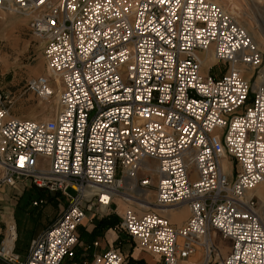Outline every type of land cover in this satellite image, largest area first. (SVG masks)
<instances>
[{
	"label": "built area",
	"instance_id": "obj_1",
	"mask_svg": "<svg viewBox=\"0 0 264 264\" xmlns=\"http://www.w3.org/2000/svg\"><path fill=\"white\" fill-rule=\"evenodd\" d=\"M0 8L28 17L44 42L50 77L30 79L27 90L47 101L58 88L46 121L10 116L0 94V188L28 181L67 201L26 254L17 252V223L0 219V264H64L86 211L104 214L115 199L127 204L115 230L158 264L198 252L200 264H264V208L246 196L264 184L263 55L233 15L211 0H0ZM151 190L157 209H188L181 227L151 211L141 196ZM214 234L230 243L226 255ZM90 264L127 260L109 248Z\"/></svg>",
	"mask_w": 264,
	"mask_h": 264
},
{
	"label": "rangeland",
	"instance_id": "obj_2",
	"mask_svg": "<svg viewBox=\"0 0 264 264\" xmlns=\"http://www.w3.org/2000/svg\"><path fill=\"white\" fill-rule=\"evenodd\" d=\"M211 1L214 2L215 0ZM219 1V5L225 7L224 9L227 12L238 17L241 25L251 28L249 31L252 30L251 32L255 35L254 41L262 43L259 50L263 55L262 71L264 72V0H259L257 4H254L253 0ZM43 49L44 42L32 33L28 17L0 9V94L7 96L4 105L10 116L14 118L34 121H46L53 118L58 103V88L54 89V96L45 101L30 93L26 87L27 82L32 78L38 76L50 77L43 58ZM210 63H213L212 59H208L205 68ZM221 68V66H217L214 72H218ZM251 74L249 71L246 75L250 76ZM50 80L52 79L50 78ZM250 101L251 97L249 98ZM226 172L231 173V165L228 162L226 163ZM39 199H44L46 204L40 208L32 207V202ZM147 199L151 204L150 208L153 207L151 211L157 209L152 205L155 200L153 190L148 192ZM4 200L9 202L7 203ZM258 201L261 204L260 206L263 207L262 202L259 199ZM66 205L67 201L62 196L52 197L47 191L41 192L34 188L28 181L18 183L11 188H0V217L5 216V221L12 218L17 223L19 229L17 252L19 254L26 250V246H29L31 240L37 234L57 218ZM179 207H181V211H185L187 216L183 221H170L172 225L179 224L181 226L189 218L188 209L184 205ZM114 217L118 216L108 211L104 214H94L91 217L92 221L89 223L95 226L96 231L93 229L91 233H87L82 228L88 222L86 220L77 230L78 245L73 251L74 255L68 257L64 264H88L91 260V250L83 252V248L86 243L99 241L101 236H105L103 229L97 227L102 220L105 221L110 218L112 221L115 219ZM93 231L96 232V235L95 232L93 234ZM120 235L122 233L117 231L116 236ZM115 239L112 243L113 248H120L122 243L135 248L129 241L122 242L120 238ZM213 239L222 252L225 249L229 251L230 243L228 241L222 239L218 234H214ZM82 253L84 254L82 255ZM195 256L198 262L201 261L202 255L200 252ZM148 261L149 263L158 264L156 256L149 255Z\"/></svg>",
	"mask_w": 264,
	"mask_h": 264
},
{
	"label": "crops",
	"instance_id": "obj_3",
	"mask_svg": "<svg viewBox=\"0 0 264 264\" xmlns=\"http://www.w3.org/2000/svg\"><path fill=\"white\" fill-rule=\"evenodd\" d=\"M253 1H254V4H257L256 0H253ZM4 201H7V200H4ZM8 202L9 201H7V203ZM126 208H127V206L123 203V201L121 199H115L113 201V204L111 205L110 210L108 212H110L111 214H116L118 217H114L115 219H113L112 221L110 220V218H107V220H106V221H108L109 223H111L113 225L111 227H109V229H106L105 231L103 230V232H105V236H101L99 238L100 239L99 241H91L89 243H86V245H85V247H86V246H91L94 243L98 244V247H96V248L92 247L91 248V260H90V262L92 261V257L94 255H96L98 253H103L104 251L108 250L109 248H113L112 243H114V241L116 240L115 238H120V240L122 242H126V241L131 242L130 240H128V238L125 235H123V233L120 236H116V232L117 231L115 230L116 227L118 225H120V223L122 221V216H123L124 211L126 210ZM92 215H93V213L91 211H86V220L88 222H86V224L82 228H84V230L87 233H91V231L93 229H95V226L91 225V223H89V222L92 221L91 220ZM178 217L181 218V219L174 220V221H183L185 219V218L183 219L182 216H178ZM0 219L5 220V216H1ZM174 226L179 228L182 225L180 226L179 224H175ZM113 234H115L116 237L113 236ZM85 247L83 248V252L86 251ZM115 248H119V247H115ZM119 249L121 250L123 255L126 257L127 264H154L152 262L149 263V261H148V257H149L150 254H147V253L141 251L140 249H138L136 247L132 248V246H130L129 244L122 243L121 247ZM27 250H28V246H26V250L23 253H21V254H26ZM83 254L84 253H82V255ZM226 254H227V249L225 250V255ZM90 262L88 264H90ZM184 264H196V263H195L194 260H190V261H188L187 263H184ZM198 264H200V261L198 262Z\"/></svg>",
	"mask_w": 264,
	"mask_h": 264
},
{
	"label": "bare ground",
	"instance_id": "obj_4",
	"mask_svg": "<svg viewBox=\"0 0 264 264\" xmlns=\"http://www.w3.org/2000/svg\"><path fill=\"white\" fill-rule=\"evenodd\" d=\"M214 2H216V3H220V1L219 0H215ZM257 3L259 2V0H257L256 1ZM222 3V2H221ZM223 7V6H222ZM225 8V7H224ZM0 9H3V8H0ZM9 12V11H8ZM10 13H13L14 14V12H10ZM16 14V13H15ZM231 14V13H230ZM232 15V14H231ZM234 16V15H233ZM235 17V16H234ZM235 19H236V21H237V23L240 25V26H242L245 30H246V32L249 34V36L251 37V39H252V41L254 42V44L256 45V47L258 48V49H260V47H261V45H262V43L260 42H257V41H254V38H255V35L253 34V32H251V31H249V29H251V28H249L248 26H243V25H241L240 24V22H239V19H238V17H235ZM248 29V30H247ZM249 31V32H248ZM210 58V57H209ZM208 61V60H207ZM207 61H206V63H207ZM206 63H205V65H206ZM245 76L246 77H248L247 75H246V73H245ZM226 162H229L226 158H225V160H222V168H223V170H224V172L226 173V174H229L228 172H226ZM128 185H131V182H129V181H126L125 182V186H128ZM135 195L137 196L138 195V193L136 192L135 193ZM147 195H148V192H144V193H142V197H143V199H144V201L147 203V205H149L150 204V202L148 201V199H147ZM246 196L247 197H256V198H258L261 202H262V204L264 205V184H261V185H259V186H257L256 188H254L252 191H249L247 194H246ZM124 203V202H123ZM126 206H127V204L126 203H124ZM261 205V204H260ZM153 208V207H152ZM151 208V209H152ZM180 208L181 207H178V208H172V209H154V211H156L157 213H159V214H161V215H163V216H165L167 219H169L170 221H174V220H179V219H181V218H179L178 216H182V218L184 219V218H186V216H187V214L185 213V211H181L180 210ZM263 208H264V206H263ZM174 209H179V210H174ZM171 211V212H170ZM176 217V218H175ZM226 250V249H225ZM225 250H223V255H225ZM227 252H228V249H227ZM190 260H194L195 261V263L196 262H198V260H197V258H196V256H194V257H191L188 261H190ZM188 261H186L185 263H187Z\"/></svg>",
	"mask_w": 264,
	"mask_h": 264
},
{
	"label": "trees",
	"instance_id": "obj_5",
	"mask_svg": "<svg viewBox=\"0 0 264 264\" xmlns=\"http://www.w3.org/2000/svg\"><path fill=\"white\" fill-rule=\"evenodd\" d=\"M113 224H111V223H109L108 221H104V220H102L100 223H99V225H98V227L97 228H101V229H109V227H111ZM95 231H96V229H95ZM95 231H93V234H94V232ZM95 235H96V232H95Z\"/></svg>",
	"mask_w": 264,
	"mask_h": 264
},
{
	"label": "water",
	"instance_id": "obj_6",
	"mask_svg": "<svg viewBox=\"0 0 264 264\" xmlns=\"http://www.w3.org/2000/svg\"><path fill=\"white\" fill-rule=\"evenodd\" d=\"M39 191H41V192H44L45 190L44 189H38ZM51 196L52 197H55V193H51Z\"/></svg>",
	"mask_w": 264,
	"mask_h": 264
},
{
	"label": "snow or ice",
	"instance_id": "obj_7",
	"mask_svg": "<svg viewBox=\"0 0 264 264\" xmlns=\"http://www.w3.org/2000/svg\"><path fill=\"white\" fill-rule=\"evenodd\" d=\"M161 2H163V0H161ZM137 99H138V97H137ZM21 161H23V158L21 157Z\"/></svg>",
	"mask_w": 264,
	"mask_h": 264
}]
</instances>
